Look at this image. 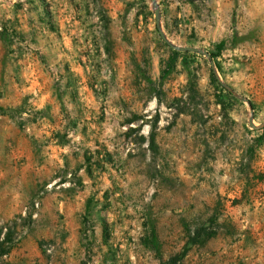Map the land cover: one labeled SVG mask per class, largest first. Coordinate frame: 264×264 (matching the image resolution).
Wrapping results in <instances>:
<instances>
[{"label":"rangeland","instance_id":"374dc122","mask_svg":"<svg viewBox=\"0 0 264 264\" xmlns=\"http://www.w3.org/2000/svg\"><path fill=\"white\" fill-rule=\"evenodd\" d=\"M0 264H264V0H0Z\"/></svg>","mask_w":264,"mask_h":264},{"label":"water","instance_id":"95a60500","mask_svg":"<svg viewBox=\"0 0 264 264\" xmlns=\"http://www.w3.org/2000/svg\"><path fill=\"white\" fill-rule=\"evenodd\" d=\"M154 7H155L154 14H155V20H156L158 32H159L161 38L168 44L169 47H171L172 49L177 50V51L198 52V53H201V54L209 57V53L206 50H202V49H199V48H196L193 46H179V45H175V44L170 43L160 28V25H159L160 12H159V7L156 4V2H154ZM222 86H224V88H226L228 91H230V92L232 91L227 85L222 84ZM236 97L241 99V100H244V98L240 95H236Z\"/></svg>","mask_w":264,"mask_h":264},{"label":"trees","instance_id":"16d2710c","mask_svg":"<svg viewBox=\"0 0 264 264\" xmlns=\"http://www.w3.org/2000/svg\"><path fill=\"white\" fill-rule=\"evenodd\" d=\"M211 56L213 57L214 55H213V54H211Z\"/></svg>","mask_w":264,"mask_h":264}]
</instances>
